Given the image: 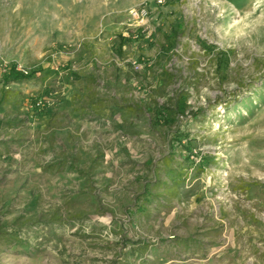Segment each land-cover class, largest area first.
Returning <instances> with one entry per match:
<instances>
[{
  "label": "rangeland",
  "instance_id": "obj_1",
  "mask_svg": "<svg viewBox=\"0 0 264 264\" xmlns=\"http://www.w3.org/2000/svg\"><path fill=\"white\" fill-rule=\"evenodd\" d=\"M0 264H264V0H0Z\"/></svg>",
  "mask_w": 264,
  "mask_h": 264
},
{
  "label": "trees",
  "instance_id": "obj_2",
  "mask_svg": "<svg viewBox=\"0 0 264 264\" xmlns=\"http://www.w3.org/2000/svg\"><path fill=\"white\" fill-rule=\"evenodd\" d=\"M25 76L24 74L16 73L14 71H10L6 76H5V82H8L10 79L13 81L24 79Z\"/></svg>",
  "mask_w": 264,
  "mask_h": 264
}]
</instances>
